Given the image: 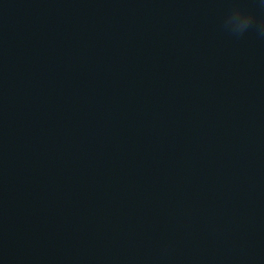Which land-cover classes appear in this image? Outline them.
I'll list each match as a JSON object with an SVG mask.
<instances>
[{"label": "clouds", "instance_id": "clouds-1", "mask_svg": "<svg viewBox=\"0 0 264 264\" xmlns=\"http://www.w3.org/2000/svg\"><path fill=\"white\" fill-rule=\"evenodd\" d=\"M252 24V15L234 8L225 23V28L234 35H242ZM261 35H264V30L261 31Z\"/></svg>", "mask_w": 264, "mask_h": 264}]
</instances>
